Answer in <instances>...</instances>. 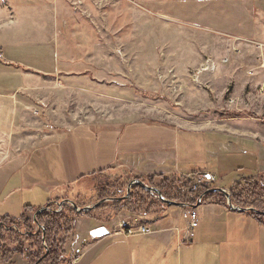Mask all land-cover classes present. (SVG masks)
<instances>
[{
	"label": "rangeland",
	"instance_id": "obj_1",
	"mask_svg": "<svg viewBox=\"0 0 264 264\" xmlns=\"http://www.w3.org/2000/svg\"><path fill=\"white\" fill-rule=\"evenodd\" d=\"M31 1L0 0V62L6 50L24 69L59 71L88 50L115 57L100 65L116 79L94 85L0 66V164L19 166L79 125L136 121L222 132L236 153L229 162L264 152V0H64L63 14ZM100 177L86 183L91 193Z\"/></svg>",
	"mask_w": 264,
	"mask_h": 264
},
{
	"label": "crops",
	"instance_id": "obj_2",
	"mask_svg": "<svg viewBox=\"0 0 264 264\" xmlns=\"http://www.w3.org/2000/svg\"><path fill=\"white\" fill-rule=\"evenodd\" d=\"M49 1L62 14L66 11L64 0ZM30 3L43 6L45 0ZM6 53L5 50L0 66L6 71L16 70L12 66L19 65L13 64L15 60L7 58ZM94 56L88 50L77 58L70 59L68 55L65 68L59 71L42 72L30 67L25 70L40 76L60 72L65 79L111 85L116 79L115 71L110 67L106 71L100 64L112 63L115 57ZM220 133L190 130L163 121L130 122L121 129L79 125L56 136L19 166L0 164V220L19 218L28 209L36 213L49 210L51 205L56 210L76 202L84 207L94 206L90 198L92 189L86 183L110 171L156 181L173 176L194 178L198 185L228 193L236 185H244L246 180L264 174V152L247 155L253 160L229 162L228 157L236 154L227 152L233 143L226 134ZM234 137L237 135L232 134ZM261 142L258 139L252 146L259 149ZM203 178L209 182L203 184ZM169 206L162 216L122 213L109 224L88 217L77 219L76 232L65 247L67 256L73 258L71 264H264V223L250 215V211L200 203L195 207L200 224L192 241L185 244L183 208ZM123 220L149 223L154 233L133 237L117 235L114 228ZM102 227L109 234L93 239L91 233ZM177 230L182 232L178 234ZM11 264L28 263L16 255Z\"/></svg>",
	"mask_w": 264,
	"mask_h": 264
},
{
	"label": "trees",
	"instance_id": "obj_3",
	"mask_svg": "<svg viewBox=\"0 0 264 264\" xmlns=\"http://www.w3.org/2000/svg\"><path fill=\"white\" fill-rule=\"evenodd\" d=\"M27 71L22 67L12 66ZM132 178V176H131ZM118 171H110L100 177L91 196L93 203L103 200L107 203L90 212H77L71 206H63L56 212L51 205L49 210L36 217L35 210H26L19 218L3 217L0 220V264H11L16 255L24 257L28 264H71L73 258L65 251L68 240L76 232L77 219L88 217L109 224L122 213L140 216H162L170 207L163 203L157 195L147 191L143 186L133 185L129 195L128 187L133 182H141L145 187L158 189L165 200L178 205L187 204L192 208L201 204H217L228 206L227 198L217 192L210 193L213 187H204L196 182L192 185L184 184L185 177H167L161 183L155 178L133 177ZM247 185L246 187H243ZM248 189V190H247ZM250 194L253 195L251 200ZM127 196H129L127 198ZM230 201L234 207L254 209L258 213L264 212V174L250 178L244 185L238 184L230 192ZM79 209L85 208L76 202ZM261 223L264 216L255 212H248Z\"/></svg>",
	"mask_w": 264,
	"mask_h": 264
},
{
	"label": "built area",
	"instance_id": "obj_4",
	"mask_svg": "<svg viewBox=\"0 0 264 264\" xmlns=\"http://www.w3.org/2000/svg\"><path fill=\"white\" fill-rule=\"evenodd\" d=\"M258 64H260L259 69L260 71H264V56L258 58ZM209 66L208 63L206 65L207 70H213V67ZM39 109H36V115L38 114ZM206 181V179L204 178ZM204 183L203 179L201 181ZM209 182V181H208ZM63 206H70V204L62 205L61 207L57 208L56 212H60ZM183 208L182 217L185 221V230H184V240L183 243L187 244L189 241H192L194 238V231L200 224V218L197 210L195 208L190 207L187 204L181 205ZM114 231L117 235L133 237V236H149L154 233L153 227L149 223H140L137 221L131 220H123L117 224L114 228ZM182 231L177 230V233L180 234Z\"/></svg>",
	"mask_w": 264,
	"mask_h": 264
},
{
	"label": "water",
	"instance_id": "obj_5",
	"mask_svg": "<svg viewBox=\"0 0 264 264\" xmlns=\"http://www.w3.org/2000/svg\"><path fill=\"white\" fill-rule=\"evenodd\" d=\"M133 185H140V186H143L147 191H149V192H151V193L157 195V197H158L163 203H166V204H168V205L179 206L178 204L170 203V202H168L167 200H165L164 197L162 196L161 192H160L158 189L145 187V186L143 185V183H141V182H133V183L128 187V189H127V194H128V195H129L130 190H131V187H132ZM209 192H210V193L217 192V193H221V194H223V195L227 198V200H228V206H229V208L232 209V210H234V211H242V212L250 211V212L258 213V212H256L254 209H241V208L234 207V206L232 205L231 201H230V194H229L228 192L222 190V189H213V190H211V191H209ZM128 197H129V196H127V198H128ZM202 198H203V196L201 197L200 202H199L198 205H200ZM108 201H109V200H103V201H101V202L95 204L94 206H91V207L88 206V207H85V208H83V209H79L78 206H77L75 203H72L71 205H72V207H73L77 212H81V211H84V212H90V211L96 209L97 207L103 205L104 203H107ZM46 211H48V209L38 211V212L35 214V216H34V222L37 223V219H36V217H37L38 215H40V214L46 212ZM258 214L264 216V212H263V213H258ZM108 234H109V230H108L107 228H105V227H102V228H99V229L94 230V231L91 233V237H92L93 239H96V238L104 237V236H106V235H108Z\"/></svg>",
	"mask_w": 264,
	"mask_h": 264
}]
</instances>
